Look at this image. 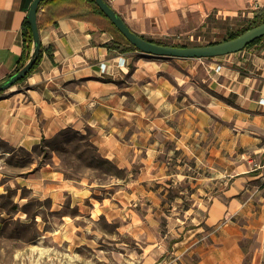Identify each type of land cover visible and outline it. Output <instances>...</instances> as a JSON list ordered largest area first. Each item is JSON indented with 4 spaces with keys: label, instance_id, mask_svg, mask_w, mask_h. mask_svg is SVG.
<instances>
[{
    "label": "crops",
    "instance_id": "0c3cea01",
    "mask_svg": "<svg viewBox=\"0 0 264 264\" xmlns=\"http://www.w3.org/2000/svg\"><path fill=\"white\" fill-rule=\"evenodd\" d=\"M106 1L135 33L173 43L188 21L251 19L264 6V0ZM31 2L0 0V81L22 55ZM66 9L52 7L57 23L39 29L37 68L0 94V139L28 149L63 129L88 133L98 154L124 171L115 190L124 224L160 223L164 195L185 183L172 196L177 210L167 216L175 224L169 236L156 230L140 237L150 241L141 248L143 264H264V37L208 58L120 51L107 46L116 33L105 18L73 17ZM48 168L14 179L49 198L95 191ZM75 204L80 214L92 217L98 207L104 215V202Z\"/></svg>",
    "mask_w": 264,
    "mask_h": 264
},
{
    "label": "rangeland",
    "instance_id": "374dc122",
    "mask_svg": "<svg viewBox=\"0 0 264 264\" xmlns=\"http://www.w3.org/2000/svg\"><path fill=\"white\" fill-rule=\"evenodd\" d=\"M75 12L83 13L85 10ZM249 20L244 17H208L204 25L198 20L188 21L189 27L180 29L179 42L176 43L205 45L219 41L248 25ZM192 24L197 27H190ZM57 143L62 144L63 140L25 149L12 147L0 139V264H143L141 248L150 241L145 236L140 237L145 232L152 234L156 230L169 236L175 224L169 222L167 216L177 210L172 196L185 183L169 189L164 195L168 205L163 209L160 223L124 224L118 221L122 219L118 216L122 211L117 201L121 194L115 193L124 183V172L113 178L102 174L106 170L98 166L97 152L86 137L70 136L63 145L66 149L63 151H57ZM80 153L82 158L79 159ZM45 164L49 165L48 169L68 170L65 177L74 181L84 180L92 184L95 191H85V194L64 191L49 198L47 191H31L14 179L16 176L18 179L27 177ZM114 195L116 199L112 198ZM89 201L97 205L104 202V215H97L98 207L93 218L78 213L75 203L87 204ZM86 210L87 207L83 208ZM64 215L66 218L62 217ZM125 216L127 220L131 219L126 212ZM165 216L166 219L162 218Z\"/></svg>",
    "mask_w": 264,
    "mask_h": 264
},
{
    "label": "water",
    "instance_id": "95a60500",
    "mask_svg": "<svg viewBox=\"0 0 264 264\" xmlns=\"http://www.w3.org/2000/svg\"><path fill=\"white\" fill-rule=\"evenodd\" d=\"M42 0H32L26 14L32 35V49L28 60L24 65L7 78L0 81V93L10 90L20 79H22L35 63L41 47L39 29L37 26V15L39 4ZM96 5L122 34V36L136 49L143 53L182 58H208L237 52L245 48L249 43L264 36V21L250 27L235 37L205 45L177 46L160 44L145 39L132 31L121 16L109 5L106 0H95Z\"/></svg>",
    "mask_w": 264,
    "mask_h": 264
},
{
    "label": "trees",
    "instance_id": "16d2710c",
    "mask_svg": "<svg viewBox=\"0 0 264 264\" xmlns=\"http://www.w3.org/2000/svg\"><path fill=\"white\" fill-rule=\"evenodd\" d=\"M60 4L68 7V9H66L63 12H68V14H71L73 17L88 18L89 16L96 15V16H100V17L105 18L116 33V38L107 43V46L110 49H116V50H120V51H125L128 48L136 49L133 45H131L122 36V34L108 20V18L103 14V12L96 5L95 0H42L41 3L39 4V8H38L39 14L37 15L38 29H41L42 27L47 26V25H55L57 23V18L59 17V15L52 12L51 9H52V7L60 5ZM81 9H84L85 12H83V13L75 12L76 10H81ZM263 21H264V6L259 8L255 12L252 19L249 20L248 25L243 26L240 29H238L237 31L228 34L222 40H226V39L235 37L236 35L240 34L241 32H243V31L249 29L250 27L255 26V25H257ZM263 37L264 36L254 40L253 42L249 43L247 46L252 45L253 43L262 39ZM144 38L147 40L153 41V42L160 43V44L177 45V46H188L190 44L194 45L192 43H190V44L173 43L170 41L155 40V39H150V38H146V37H144ZM222 40H219V41H222ZM219 41H215V42H219ZM22 42H23L22 55L19 59L18 65L14 71L18 70L19 68H21L24 65V63L28 60L29 54H30L31 49H32V35H31L30 25H29L26 17L24 18L23 27H22ZM215 42H209L207 44L215 43ZM41 54H42V47H40V53H39L35 63L33 64L32 68L30 69V71L22 79H20L18 82L22 81L34 69L37 68L38 63L41 59ZM70 136H73V137L80 136L83 139L86 137L88 139L89 145L97 152L95 146L89 141L88 133L82 134L79 131L69 129V128L61 130L60 132H58L55 136H53L50 139H47V140L42 139L40 144H38V145H43V144L44 145H51L52 143L56 142L57 140L62 139L63 143L62 144L57 143L58 146L56 148H57V151L58 150L63 151V150H66V149H64L65 147L63 145H65V143L69 140ZM96 157L99 160L98 166L103 167L106 170L102 174L107 175L109 178H113L114 175H117L120 172H124L122 169H118L108 159L100 156L98 154V152L96 154ZM78 158L79 159L82 158V153H80L78 155ZM59 171H61L65 175V172H67L68 170H60L59 169Z\"/></svg>",
    "mask_w": 264,
    "mask_h": 264
},
{
    "label": "built area",
    "instance_id": "2783aa9c",
    "mask_svg": "<svg viewBox=\"0 0 264 264\" xmlns=\"http://www.w3.org/2000/svg\"><path fill=\"white\" fill-rule=\"evenodd\" d=\"M103 67V66H102ZM262 167V165H259V164H257V163H254V168L255 169H258V168H261ZM262 178H263V180H264V174L262 175Z\"/></svg>",
    "mask_w": 264,
    "mask_h": 264
}]
</instances>
